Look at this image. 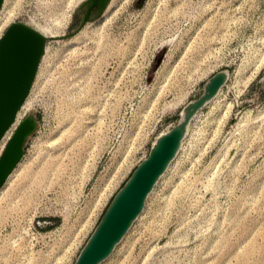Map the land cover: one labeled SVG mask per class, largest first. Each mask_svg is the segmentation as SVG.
Instances as JSON below:
<instances>
[{"label":"rangeland","instance_id":"374dc122","mask_svg":"<svg viewBox=\"0 0 264 264\" xmlns=\"http://www.w3.org/2000/svg\"><path fill=\"white\" fill-rule=\"evenodd\" d=\"M2 9L0 36L25 22L46 52L21 115L35 125L0 191V264H74L156 137L222 70L226 84L101 264H264V0Z\"/></svg>","mask_w":264,"mask_h":264},{"label":"water","instance_id":"95a60500","mask_svg":"<svg viewBox=\"0 0 264 264\" xmlns=\"http://www.w3.org/2000/svg\"><path fill=\"white\" fill-rule=\"evenodd\" d=\"M4 0H0V8ZM45 48V37L20 22L12 24L0 38V139L14 122L35 79ZM163 56L158 60L161 65ZM222 70L205 84L203 93L183 109L179 121L154 141L150 152L134 169L113 197L101 220L82 248L74 264H101L109 258L143 212L146 201L177 156L190 123L197 112L212 100L228 80ZM35 122L20 123L0 157V186L24 154V143Z\"/></svg>","mask_w":264,"mask_h":264},{"label":"bare ground","instance_id":"6f19581e","mask_svg":"<svg viewBox=\"0 0 264 264\" xmlns=\"http://www.w3.org/2000/svg\"><path fill=\"white\" fill-rule=\"evenodd\" d=\"M6 2H7V0H4L3 1V3H2V6H1V8H0V15H1V12H2V7H4V5L6 4ZM9 19V18H8ZM4 21V20H3ZM14 23H16V22H14ZM14 23H12V24H14ZM20 23H24V24H27V23H25V22H20ZM11 24V25H12ZM11 25H9V27L11 26ZM27 25H29V24H27ZM30 26V25H29ZM8 27V28H9ZM32 27V26H31ZM7 28V29H8ZM6 32V31H5ZM4 32V33H5ZM40 32V31H39ZM1 35V34H0ZM4 35V34H3ZM2 35V36H3ZM42 35L45 37V35L42 33ZM2 36H0V38L2 37ZM169 51V50H168ZM46 52V47L44 48V51H43V54L42 55H44V53ZM167 55V54H166ZM258 60V59H257ZM263 62H264V60L263 59H261L260 60V64L259 65H257V67L259 68V70L261 69V67H262V65H263ZM164 63H163V61H162V63H161V65H160V68L162 67V65H163ZM256 67V66H255ZM159 68V69H160ZM254 68V67H253ZM253 68H252V70H253ZM162 69V68H161ZM160 69V70H161ZM255 71H256V69H254ZM253 70V71H254ZM254 71V72H255ZM252 72V71H251ZM258 72V71H257ZM37 73H38V70H37ZM37 73H36V75H37ZM250 73V72H249ZM248 73V74H249ZM245 75H247L246 73L244 74V76ZM250 75V74H249ZM252 75V74H251ZM243 76V75H242ZM241 76V77H242ZM254 76H255V74H254ZM249 77V76H248ZM255 78V77H254ZM252 79V78H251ZM244 80V79H243ZM248 80V79H247ZM250 80V79H249ZM248 80V81H249ZM246 83H247V81H246ZM245 86V85H244ZM247 86V85H246ZM246 86H245V88H246ZM223 87V86H222ZM31 88H32V86H31ZM221 90V89H220ZM220 90H219V92H220ZM30 91H31V89H30ZM30 91H29V93H28V96L26 97V99H25V101H24V103L22 104V106L20 107V109L18 110V112H17V115H16V118H15V120H14V122L8 127V129L5 131V133H4V135L2 136V138L0 139V154H1V152L3 151V149L5 150V148H6V144H8V142L10 141V139L13 137V135H14V133H15V131H16V129L18 128V126L20 125V123H22V121L23 120H21V115H22V110L24 109V108H26L27 106H28V102H29V95H30ZM219 92L216 94V95H218L219 94ZM179 121V120H178ZM175 125V124H174ZM173 125V126H174ZM173 126H171V127H169L168 129H166L165 131H162L156 138H158L161 134H163L164 132H167L168 130H170ZM16 128V129H15ZM15 129V131L13 132V130ZM13 133V134H12ZM12 134V135H11ZM4 152V151H3ZM2 155V154H1ZM1 157V156H0ZM147 157V156H146ZM145 157V158H146ZM21 160H22V158H21ZM21 160L19 161V163L16 165V167L10 172V174L8 175V177L6 178V180L4 181V183L0 186V191H2V190H4L5 188H6V186H7V184L8 183H10V181L13 179V177L15 176V174L17 173V171H18V167L21 165ZM169 168V167H168ZM167 171V170H166ZM164 175V174H163ZM156 186V185H155ZM155 188V187H154ZM154 190V189H153ZM153 190H152V192H153ZM140 216H141V214H140ZM139 216V217H140ZM134 224V223H133ZM126 236V235H125ZM124 239V238H123Z\"/></svg>","mask_w":264,"mask_h":264}]
</instances>
